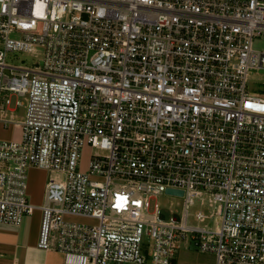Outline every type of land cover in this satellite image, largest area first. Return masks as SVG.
<instances>
[{
	"label": "built area",
	"instance_id": "obj_1",
	"mask_svg": "<svg viewBox=\"0 0 264 264\" xmlns=\"http://www.w3.org/2000/svg\"><path fill=\"white\" fill-rule=\"evenodd\" d=\"M262 32L264 0H0V123L20 129L0 139V224L33 214L35 167L38 247L65 264H172L185 241L264 264V90L248 85ZM38 46L41 63L8 64ZM14 98L21 121L3 117Z\"/></svg>",
	"mask_w": 264,
	"mask_h": 264
},
{
	"label": "crops",
	"instance_id": "obj_2",
	"mask_svg": "<svg viewBox=\"0 0 264 264\" xmlns=\"http://www.w3.org/2000/svg\"><path fill=\"white\" fill-rule=\"evenodd\" d=\"M0 128L3 131L9 129L5 128L2 123H0ZM15 133L16 130L14 129L10 138L0 139L15 140L17 138ZM44 172L46 173V171ZM46 183L43 188L42 199L32 202L36 206L33 214L25 217L20 226L0 224V264H65L64 254L58 251L41 250L38 247L42 222L40 206L44 203ZM29 189L30 186H28V193ZM214 263L213 254L197 251L193 244L188 241L180 243L178 255L172 261V264Z\"/></svg>",
	"mask_w": 264,
	"mask_h": 264
},
{
	"label": "rangeland",
	"instance_id": "obj_3",
	"mask_svg": "<svg viewBox=\"0 0 264 264\" xmlns=\"http://www.w3.org/2000/svg\"><path fill=\"white\" fill-rule=\"evenodd\" d=\"M254 47L260 51H264V32H262L258 37L255 38ZM44 48L43 47H36L33 53H25V52H16V53H10L7 55V62L10 65H27V66H33L37 63H41V60L43 58ZM264 79V71H252L250 75V81L248 82L249 88L252 90H255L257 92H262L264 90V84L262 83ZM24 106L26 105L27 101L26 99H23ZM12 109L15 110V112H10L6 115H3L6 119L9 121H21L25 117V107L21 106L18 107L16 104V98H14L12 106ZM16 130L15 136L17 137L15 140H18L20 137V129L16 127H9L7 131H3L0 128V138L2 139H8L12 135V130ZM47 173V172H46ZM43 171H41L38 168L30 167L27 171L28 175V186H30L29 189V199L31 202L33 201H39L43 197V188L45 186V183L49 179V173L46 174ZM54 176V175H53ZM31 196V197H30ZM153 203H157L160 207L161 213L165 216L167 220H169L174 214L181 215L184 207V199L178 196H172L163 194L160 196H157L155 200H153ZM198 210H202L206 214H210L211 210L207 208L204 203L201 202L200 199H197L195 202V205L191 207L190 211L191 213H195ZM73 220L76 221H85L78 218H73ZM213 221H207L206 224L211 225Z\"/></svg>",
	"mask_w": 264,
	"mask_h": 264
},
{
	"label": "water",
	"instance_id": "obj_4",
	"mask_svg": "<svg viewBox=\"0 0 264 264\" xmlns=\"http://www.w3.org/2000/svg\"><path fill=\"white\" fill-rule=\"evenodd\" d=\"M167 193L168 194H176V195H179V196L183 195L182 191H175V190H168Z\"/></svg>",
	"mask_w": 264,
	"mask_h": 264
}]
</instances>
